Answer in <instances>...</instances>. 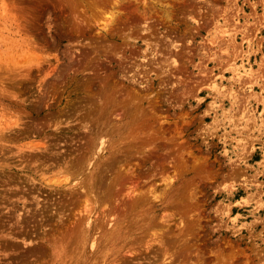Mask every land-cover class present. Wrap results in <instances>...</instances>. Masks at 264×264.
<instances>
[{
	"label": "rangeland",
	"instance_id": "374dc122",
	"mask_svg": "<svg viewBox=\"0 0 264 264\" xmlns=\"http://www.w3.org/2000/svg\"><path fill=\"white\" fill-rule=\"evenodd\" d=\"M0 264H264V0H0Z\"/></svg>",
	"mask_w": 264,
	"mask_h": 264
}]
</instances>
